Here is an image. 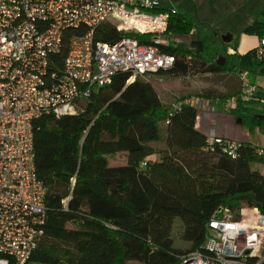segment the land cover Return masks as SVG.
Here are the masks:
<instances>
[{"label":"trees","instance_id":"1","mask_svg":"<svg viewBox=\"0 0 264 264\" xmlns=\"http://www.w3.org/2000/svg\"><path fill=\"white\" fill-rule=\"evenodd\" d=\"M161 9L170 12L169 32L190 34L192 14L166 1ZM242 31L264 36V2ZM84 32L81 26L63 31L52 54L53 69L62 68L70 37ZM123 36L152 44L147 35L120 32L106 22L93 31L95 41L113 43ZM227 44L208 38H191L188 48L154 44L174 60L152 74L177 78L235 72L238 88L218 97L236 95L240 73L263 76L264 59L254 48L239 53L237 42ZM227 48L235 52L228 54ZM127 77L117 72L93 88L75 114H45L34 121L35 172L46 186L44 233L25 264H179L191 251H205L216 207L237 212L255 206L264 215V174L251 166L264 163V155L249 141H237L233 156L218 145L207 149L206 135L196 126L198 109L188 99L211 95L189 93L165 101L150 80L137 77L127 83ZM259 88L256 98L239 100L228 110L251 131L264 128V85ZM93 127L95 146L85 151V135ZM183 174L194 179V189L183 188ZM174 230L186 247L174 245ZM37 256L49 262L40 263Z\"/></svg>","mask_w":264,"mask_h":264},{"label":"built area","instance_id":"2","mask_svg":"<svg viewBox=\"0 0 264 264\" xmlns=\"http://www.w3.org/2000/svg\"><path fill=\"white\" fill-rule=\"evenodd\" d=\"M162 2L0 0V264H25L44 233L46 186L35 172L34 121L45 114L77 113L93 88L117 72L128 73V83L170 67L174 57L154 44H179L180 39L168 31L170 12L161 9ZM102 22L147 35L152 44L132 36L95 41L93 31ZM78 26L86 32L70 37L62 68L53 69L52 54L63 31ZM254 49L264 59V36ZM240 78L239 93L223 100L226 111L239 100L256 98L257 83L244 73ZM216 145L233 156L237 141L210 128L206 148ZM258 154L264 155L260 149ZM208 228L205 251H191L179 264H264V215L255 206L234 212L220 205Z\"/></svg>","mask_w":264,"mask_h":264},{"label":"rangeland","instance_id":"3","mask_svg":"<svg viewBox=\"0 0 264 264\" xmlns=\"http://www.w3.org/2000/svg\"><path fill=\"white\" fill-rule=\"evenodd\" d=\"M170 3L173 7L192 14L194 17V23L192 27V33L187 35H180L179 39L181 43L187 42L189 36L192 38H209L211 39L218 29L220 32H230L233 34V38L230 40V44L232 45L236 39H238L239 45L237 44L236 49H240L241 53L246 52L249 48L256 45V40L258 37L253 34H246L244 32L239 33L240 27L247 24V22L252 20V13L256 8H254L252 0H165ZM258 2V1H256ZM247 3H251L248 7ZM243 11H240L241 9ZM254 9V10H253ZM246 14L250 15L247 16ZM243 34L242 38L240 36ZM238 35V36H237ZM243 39V40H242ZM220 38L214 39V43L220 44ZM243 41V43L241 42ZM256 41V42H255ZM183 46V44H181ZM254 45V46H255ZM237 50V51H238ZM238 51V52H239ZM224 79H218L216 77H209L204 75H194L188 77H177V78H169L166 76L158 77L154 74L147 75L146 79L150 80L152 84L157 88L161 98L165 101H174L177 97L180 96H189V93H197V94H214L210 89L215 85L219 87L221 84L225 83L226 88L232 84L231 91H234L238 88V86H233L237 80L238 76L235 72L231 73V76H225ZM250 80L252 82H256L259 85H264V75L259 74H248ZM224 80L222 83L221 81ZM227 82V85H226ZM232 82V83H231ZM221 83V84H220ZM201 87V91L198 89ZM207 88V90H206ZM228 112V111H227ZM233 117V114L230 112L227 114ZM235 118V116H234ZM235 124H238L239 127L248 130L249 133L252 132L249 130V126L239 124L238 120L235 118ZM95 134L96 127H93L88 131L85 135V143L84 150H92L95 146ZM251 134V133H250ZM115 161H121L120 157L114 159ZM183 188H188L190 190L194 189V182L188 176L183 174L181 177ZM172 237L174 238V245L179 247H186L188 245L187 241L181 240L178 238L177 232L174 230L172 232ZM37 260L40 263H48L44 256H37Z\"/></svg>","mask_w":264,"mask_h":264},{"label":"crops","instance_id":"4","mask_svg":"<svg viewBox=\"0 0 264 264\" xmlns=\"http://www.w3.org/2000/svg\"><path fill=\"white\" fill-rule=\"evenodd\" d=\"M163 1H165V0H163ZM256 1H258V2H256ZM250 2L253 3L254 8H256L258 5L263 3L264 0H252ZM251 3H247V6L249 7L251 5ZM239 10L243 11L242 7ZM246 15L249 16V18H250V15H248V14H246ZM242 29L243 28L241 26L240 29H239L238 35L243 32ZM191 33H192V30H191ZM228 34L231 35V38H230V40H231L233 38V34L232 33H230V32H220L219 29H218V32H216L215 35L210 40L212 42H214V39L220 38L221 39L220 43H222V42L223 43H229L230 40L228 42H224L223 38H222L223 35H227L226 37H228ZM242 36H243V34L240 36V38H242ZM191 38L192 37L189 36V38L187 39V42H183V43L180 42L179 45L182 46L181 44H183L182 47L188 48L189 47V41L191 40ZM256 41H258V40H256ZM235 42H237V44L239 45L240 41L238 39H236ZM241 42L243 43V41H241ZM256 44H257V42H256ZM227 45L230 46L231 44L229 43ZM254 45L251 48H254L256 46V45L255 46ZM239 47H240V45H239ZM251 48H249V49H251ZM239 53H241V52L239 51ZM205 76L216 77L218 79H224V78H226L225 76H231V73H229V72L218 73V74H210L209 73V74H205ZM223 81L224 80H222L221 83ZM226 85H227V82H226ZM257 85H258V88L261 86L259 84H257ZM224 86H225V83L221 84L219 87L214 85L210 89L211 91L214 92V94H212L210 97L190 96V98L188 99V101H190L198 109L197 117H196V126H197V128L201 132H203L205 135L207 134V132L209 131L210 128H214L217 133H219V134H221L223 136H226V137H228V138H230V139H232L234 141H249L255 147H257V149L262 150V152L264 154V128L254 127L252 132H250L251 133L250 134L248 130L245 131L244 129L239 127L238 124H235L236 122H235L234 115H233V117H231L230 115H227L229 112H227L225 110V107H224V104H223L224 98L218 97V94H225V93L231 91V89H232V87H231L232 84L230 86H228V88H226ZM196 89H198L199 92H202L201 91L202 90L201 87L196 88ZM206 90H207V88H206ZM260 90L263 91V88L261 87ZM213 95H216V97L213 96ZM257 128L262 129V133L261 132H257L256 131ZM251 166H252V168L258 169L262 174H264V163H262V164H252ZM191 179L193 180L194 187H195L196 183H195L193 178H191Z\"/></svg>","mask_w":264,"mask_h":264},{"label":"water","instance_id":"5","mask_svg":"<svg viewBox=\"0 0 264 264\" xmlns=\"http://www.w3.org/2000/svg\"><path fill=\"white\" fill-rule=\"evenodd\" d=\"M226 36L227 35H223L222 36L224 42H228L230 40V38H231L230 34H228V37H226ZM219 58H221V61H218V62H219V64H222L225 57L223 55H220ZM260 73L264 74V67L260 69Z\"/></svg>","mask_w":264,"mask_h":264}]
</instances>
